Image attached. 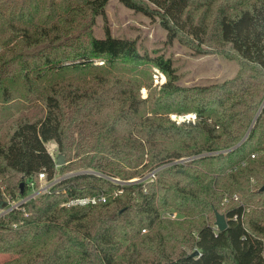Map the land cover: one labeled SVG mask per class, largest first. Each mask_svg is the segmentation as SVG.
I'll return each instance as SVG.
<instances>
[{
    "label": "trees",
    "instance_id": "1",
    "mask_svg": "<svg viewBox=\"0 0 264 264\" xmlns=\"http://www.w3.org/2000/svg\"><path fill=\"white\" fill-rule=\"evenodd\" d=\"M118 1L159 16L170 41L213 45L206 53L240 68L184 86L170 59L141 53L106 21L95 35L110 0H0V112H20L0 135V208L38 187L41 173L65 174L0 218L3 264H264V0L235 15L217 10L214 27L202 20L212 0ZM144 66L167 78L147 99L129 75ZM51 142L68 165L56 166ZM181 158L193 159L112 196L121 186L109 177L128 181ZM103 194L105 203L65 205Z\"/></svg>",
    "mask_w": 264,
    "mask_h": 264
},
{
    "label": "rangeland",
    "instance_id": "2",
    "mask_svg": "<svg viewBox=\"0 0 264 264\" xmlns=\"http://www.w3.org/2000/svg\"><path fill=\"white\" fill-rule=\"evenodd\" d=\"M195 2L199 4L201 0H196ZM211 2L210 7L204 11L202 20L208 23L209 26L214 27L216 17L218 16L217 10L223 9L228 14L235 15L238 10L250 7L254 3V0H235L231 3H227L224 0H212ZM195 7L192 11V16L196 19L202 11L198 9V5ZM105 21L113 36L135 41L141 53H148L150 56L156 57L163 56L165 59H170L177 69L181 85H209L221 82L233 78L240 68L239 63L235 59L225 54L217 52L206 53L210 48H214L213 45L211 47L206 44L202 45V51H197L192 44L181 39L170 41L168 31L161 23L159 16H148L137 13L121 4L118 0H110L106 8V19L101 17L97 19L94 27L96 36H104ZM96 64L102 65L103 61H98ZM127 69L129 70V68ZM156 70L158 69L147 66L141 68L142 73L129 70V75L134 79H141L144 82L140 90L142 99H147L152 92H159L161 90L163 84H156L154 80ZM158 71L163 73L160 70ZM165 80L167 81L166 75ZM17 102L18 100L16 99V102L13 101L11 105H15ZM19 113V110H15L14 107L10 108V110L8 109V111L0 112V135L7 130L9 125L19 116ZM175 116L172 115L171 119ZM47 148L57 161L59 152L55 143H48ZM64 159L66 161L65 164L68 165L67 159ZM60 175L65 176V174L58 173L56 178L64 177ZM9 257L7 255H0V264L7 261Z\"/></svg>",
    "mask_w": 264,
    "mask_h": 264
},
{
    "label": "built area",
    "instance_id": "3",
    "mask_svg": "<svg viewBox=\"0 0 264 264\" xmlns=\"http://www.w3.org/2000/svg\"><path fill=\"white\" fill-rule=\"evenodd\" d=\"M154 80H155L156 84L162 85L166 81L165 75L163 73L159 72L158 70H156V74L154 75ZM172 119L175 120L177 123H179L181 121H191V120L195 121L196 116L195 115L175 116V117H172ZM192 159L193 158H181V159L175 160L174 162H171V163H168V164H165V165H162V166H159V167H156V168L149 170L142 177H138V178L131 179L128 181H121L118 178L109 177V180H111L113 183L119 184L121 186L120 189L115 191L112 196L116 197V196L122 194L124 191L125 185H130V184H134V183H143V185H145L149 182H153L157 179L158 173L161 170H163L164 168L170 167L172 165H186ZM86 172L92 173V171H86ZM93 173H95V172H93ZM95 174H97V173H95ZM62 179L63 178H58V179L56 178L52 181H48L46 178V175L44 173H41L39 175L40 185L38 187H35V183L31 182L29 184L30 192L26 196H23L19 200H12V201L7 198L6 206L4 208H2V207L0 208V218H4L6 215L11 213L12 211L19 209L21 205L27 203L31 199L36 198L37 196H39L43 193L49 192L50 189L56 183L61 181ZM107 199H108V196L103 194V195H99V196H93V197H88V198L72 200L65 205H67V206H76V205L85 206L88 204L96 205L98 203H105L107 201ZM234 199L238 202H241L240 197L238 195H235ZM164 217L172 219V220H179L180 219L177 212H168L164 215ZM235 219H237V217H235Z\"/></svg>",
    "mask_w": 264,
    "mask_h": 264
},
{
    "label": "water",
    "instance_id": "4",
    "mask_svg": "<svg viewBox=\"0 0 264 264\" xmlns=\"http://www.w3.org/2000/svg\"><path fill=\"white\" fill-rule=\"evenodd\" d=\"M246 137L244 138V140L240 144H242L245 141ZM64 158H65V156L63 154H59L58 155V158H57V161H56V166L57 167H61V166H63L65 164V159ZM23 187H24V185L21 184V193H23ZM263 190H264V188H263ZM5 206H6V203H2L1 204L2 208H4ZM215 224H216V227L218 228V230L220 232H224L228 228V222H227V219H226L225 215L222 214V213H219V212L216 213V223ZM197 254H198V251H195L192 254V256H196Z\"/></svg>",
    "mask_w": 264,
    "mask_h": 264
}]
</instances>
